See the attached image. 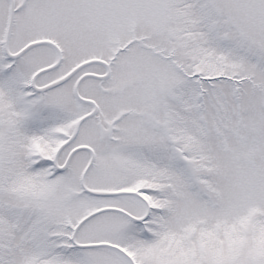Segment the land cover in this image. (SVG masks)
Listing matches in <instances>:
<instances>
[{"label": "snow or ice", "instance_id": "obj_1", "mask_svg": "<svg viewBox=\"0 0 264 264\" xmlns=\"http://www.w3.org/2000/svg\"><path fill=\"white\" fill-rule=\"evenodd\" d=\"M0 264H264V0H0Z\"/></svg>", "mask_w": 264, "mask_h": 264}]
</instances>
